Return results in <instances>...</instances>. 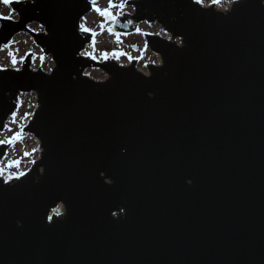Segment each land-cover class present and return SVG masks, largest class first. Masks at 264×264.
I'll list each match as a JSON object with an SVG mask.
<instances>
[{
    "label": "water",
    "instance_id": "obj_1",
    "mask_svg": "<svg viewBox=\"0 0 264 264\" xmlns=\"http://www.w3.org/2000/svg\"><path fill=\"white\" fill-rule=\"evenodd\" d=\"M128 5L116 36L141 22L172 35H146L161 57L149 74L84 55L90 0H24L0 20V50L27 33L55 63L34 70L29 53L0 71V133L36 93L24 132L42 149L26 176L0 179V264H264V0Z\"/></svg>",
    "mask_w": 264,
    "mask_h": 264
},
{
    "label": "rangeland",
    "instance_id": "obj_2",
    "mask_svg": "<svg viewBox=\"0 0 264 264\" xmlns=\"http://www.w3.org/2000/svg\"><path fill=\"white\" fill-rule=\"evenodd\" d=\"M92 1V0H90ZM238 1V0H235ZM113 2L119 5L120 0H113ZM128 2V0H127ZM203 6H210L211 0H204ZM232 4L226 2V0H221V3L216 5L220 10L228 9ZM95 9H107L109 8V0H95ZM130 11V6L127 5L123 9H120L118 6L111 9V12L116 17L121 14L123 11ZM0 14L5 16L12 15L13 19H18V15L15 12L13 14L11 6L5 5L2 0H0ZM109 17L102 16L99 12L94 10L90 13L85 19L81 22V28L84 30L90 29L95 35L94 41L87 46L85 53H93L96 57L95 59L102 61L105 60L103 53L107 52L109 54L108 59H115L121 65H128L131 63V60H138L137 67L140 71L144 73H149L147 66L149 64H160L161 57L153 53L145 43L143 34L144 32H157L161 33L163 37L169 38L172 35L164 33L160 30L159 25L155 26L153 24L145 23L141 28L143 31L142 34L132 37H120L116 38V35L109 29H112L113 21H107ZM103 25V27H101ZM33 31L43 32L44 29L39 24L31 25ZM180 43V40H179ZM133 45L139 46L138 51H135ZM124 52L128 53L133 59H129L127 56H120L119 58L112 55V53ZM29 53L37 55V58L34 60L33 68L38 70L41 68V65L44 64L43 70L46 72H51L55 66L51 57H46L44 61H41V55L43 54L40 47H38L31 36L28 34H21L17 36L13 41L10 42V47H3L0 50V66L3 68H14L12 64V56L14 55L18 60V63L15 65V68H20L23 60L21 57L26 58ZM11 54V55H10ZM88 56V55H87ZM87 75L91 78L102 81L105 80L108 75L105 71L99 68L89 69ZM38 107L37 95L36 93L22 94L19 100V108L16 111L15 122L13 123V117L7 124V127L4 132L0 133V140H7L9 137L13 136L14 132L20 131L23 127V138L12 146L6 155L5 159L0 163L5 167L4 175H8L9 172L16 173L20 171L28 172L34 163L32 161H37L40 156L42 149L39 148V140L33 137L32 134L25 133V126L33 118L34 112ZM30 113L27 118L25 114ZM11 129V131H9ZM35 149V151H33ZM12 161H19L18 166L13 165L11 168H8L7 165ZM63 209L62 207H60ZM62 212V211H61Z\"/></svg>",
    "mask_w": 264,
    "mask_h": 264
},
{
    "label": "snow or ice",
    "instance_id": "obj_3",
    "mask_svg": "<svg viewBox=\"0 0 264 264\" xmlns=\"http://www.w3.org/2000/svg\"><path fill=\"white\" fill-rule=\"evenodd\" d=\"M2 2L5 5L10 6L13 3H17V4L21 3V0H2ZM92 2H93V6H95V0H92ZM226 2L229 3V4H232V3L235 2V0H226ZM126 3H127V0H120L119 5H117V4H115L113 2V0H109V8H107V9L96 8L95 10L97 12H99L102 16H107V17H110L113 20H116L117 17L115 15H113V13L111 12V9L114 8V7H117V6L120 9H123V8L126 7ZM195 3L198 4V5H202L204 3V0H195ZM220 3H221V0H211V5H217V4H220ZM15 11H16V9L12 10L13 14L15 13ZM12 19H13L12 15L5 16L3 14H0V20L12 21ZM128 23L131 24L133 22L131 20H129ZM101 27H103V25H101ZM84 30L85 31H91L90 29H86V28ZM109 31L111 32V31H113V29L110 28ZM136 31L139 32L140 29L137 28ZM117 37L119 38V34L118 33H117ZM169 39H171V37H169ZM3 47H10V43L3 45ZM85 55H88V56L92 57L93 59L96 58L93 55V53H85ZM102 55H103L105 60H107L108 57H109V54L107 52L103 53ZM112 55L117 57V58H119L120 56H127L129 59H133L128 53H124V52H116V51H114L112 53ZM23 59H25V58L21 57V60H23ZM11 62L13 64V66H14V70L19 71L18 68H15V65L18 63V60L16 59V57L14 55L12 56V61ZM0 71H7V69L3 68V66H0ZM28 115H31V114L30 113L25 114V118H27ZM12 116H13V123H14L17 114L15 112H13ZM9 131H11V129H9ZM22 138H23V127H21L20 131L14 132L13 136L9 137L7 140H0V145H3L5 143L12 144L16 140H19V139H22ZM33 151H35V149H33ZM32 163H35V161H32ZM18 164H19V161H12V162H10L7 165V167L11 168L13 165L18 166ZM4 171H5V167L3 165H0V179H2L4 183H10L13 180H20L22 177L27 175V172L20 171V172H16V173L9 172L8 175L5 177L4 176ZM54 211L56 212L57 215L61 214L60 208H57ZM48 219H49V221H51L52 217H48Z\"/></svg>",
    "mask_w": 264,
    "mask_h": 264
},
{
    "label": "flooded vegetation",
    "instance_id": "obj_4",
    "mask_svg": "<svg viewBox=\"0 0 264 264\" xmlns=\"http://www.w3.org/2000/svg\"><path fill=\"white\" fill-rule=\"evenodd\" d=\"M130 1H132V0H128V2H130ZM128 2H127V4H128ZM130 6V11H123L121 14H119L118 16H120V15H123L125 12H128V13H130V14H133L134 13V6L133 5H129ZM118 16H117V18H118ZM86 18V17H85ZM85 18H83V19H85ZM129 20H131L132 22H133V20L132 19H129ZM128 20V21H129ZM145 23L146 22H141L140 24H139V26H138V28L140 29V31L139 32H135V33H132V34H129V35H120L119 36V38L120 37H132V36H138L139 34H142L143 33V31L141 30V28L145 25ZM115 24V21L113 20V25ZM153 25H155V26H157V25H159V27H160V30L162 31V32H164V30H163V28H162V26L160 25V24H153ZM164 33H166V32H164ZM94 34V33H93ZM147 34H151V35H160V36H162L161 35V33L159 34V33H157V32H144V34H143V37H144V40H145V43H146V45H147V38H146V35ZM118 38V37H117ZM164 38H166V37H164ZM167 39H169V38H167ZM136 45H133V48L135 47ZM138 47V49H139V46H137ZM135 50V49H134ZM136 51H138V50H136ZM160 57V56H159Z\"/></svg>",
    "mask_w": 264,
    "mask_h": 264
},
{
    "label": "built area",
    "instance_id": "obj_5",
    "mask_svg": "<svg viewBox=\"0 0 264 264\" xmlns=\"http://www.w3.org/2000/svg\"><path fill=\"white\" fill-rule=\"evenodd\" d=\"M7 175H5V177H6Z\"/></svg>",
    "mask_w": 264,
    "mask_h": 264
},
{
    "label": "bare ground",
    "instance_id": "obj_6",
    "mask_svg": "<svg viewBox=\"0 0 264 264\" xmlns=\"http://www.w3.org/2000/svg\"><path fill=\"white\" fill-rule=\"evenodd\" d=\"M63 211H64V210H63ZM63 211H62V212H63Z\"/></svg>",
    "mask_w": 264,
    "mask_h": 264
}]
</instances>
